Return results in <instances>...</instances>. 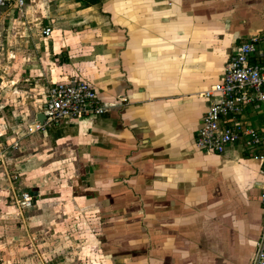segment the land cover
<instances>
[{
    "label": "crops",
    "instance_id": "1",
    "mask_svg": "<svg viewBox=\"0 0 264 264\" xmlns=\"http://www.w3.org/2000/svg\"><path fill=\"white\" fill-rule=\"evenodd\" d=\"M3 1L0 264H48L85 236L106 264H250L264 149L205 154L195 138L199 94L264 32V0ZM74 79L105 113L28 134L49 84ZM242 119L264 139V106Z\"/></svg>",
    "mask_w": 264,
    "mask_h": 264
},
{
    "label": "built area",
    "instance_id": "2",
    "mask_svg": "<svg viewBox=\"0 0 264 264\" xmlns=\"http://www.w3.org/2000/svg\"><path fill=\"white\" fill-rule=\"evenodd\" d=\"M3 2L0 0L1 5ZM23 2L15 0L17 6ZM51 32V28L46 27L43 36L48 37ZM199 97L207 99L209 106L195 138L197 149L205 154H223L234 145L254 152L264 149V139L242 119L248 107L264 106V32L235 46L219 80ZM105 111L106 107L88 82L74 79L51 83L38 112L44 120H35L27 127V133L34 134L67 120L99 116ZM259 159L264 164V155ZM33 200L24 193L16 197L15 204L22 209L31 206ZM260 205L264 211V191L260 195ZM250 264H264V220Z\"/></svg>",
    "mask_w": 264,
    "mask_h": 264
},
{
    "label": "rangeland",
    "instance_id": "3",
    "mask_svg": "<svg viewBox=\"0 0 264 264\" xmlns=\"http://www.w3.org/2000/svg\"><path fill=\"white\" fill-rule=\"evenodd\" d=\"M93 228H90V230H93ZM81 230L77 233L81 235L85 234L86 231L82 229V227ZM85 241H87V236H85L83 240L81 239L76 242V245L78 246L77 249L76 247L67 248V250H64V252L59 254L55 252L52 259L48 260V264H106L107 257H104L106 256L104 254L105 250H95L92 249V247H85Z\"/></svg>",
    "mask_w": 264,
    "mask_h": 264
},
{
    "label": "water",
    "instance_id": "4",
    "mask_svg": "<svg viewBox=\"0 0 264 264\" xmlns=\"http://www.w3.org/2000/svg\"><path fill=\"white\" fill-rule=\"evenodd\" d=\"M37 121L42 122L44 120V116L42 114H38L36 116Z\"/></svg>",
    "mask_w": 264,
    "mask_h": 264
}]
</instances>
